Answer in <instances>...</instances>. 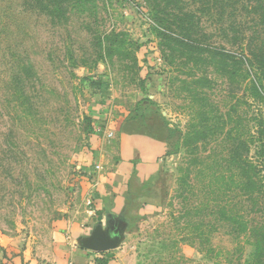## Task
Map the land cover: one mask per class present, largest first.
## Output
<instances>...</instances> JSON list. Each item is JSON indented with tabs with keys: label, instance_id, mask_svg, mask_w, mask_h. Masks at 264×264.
<instances>
[{
	"label": "rangeland",
	"instance_id": "1",
	"mask_svg": "<svg viewBox=\"0 0 264 264\" xmlns=\"http://www.w3.org/2000/svg\"><path fill=\"white\" fill-rule=\"evenodd\" d=\"M188 38L264 54V0H0V264H56L84 167L110 169L125 127L163 153L120 264H264V193L234 161L256 135L245 67Z\"/></svg>",
	"mask_w": 264,
	"mask_h": 264
},
{
	"label": "crops",
	"instance_id": "2",
	"mask_svg": "<svg viewBox=\"0 0 264 264\" xmlns=\"http://www.w3.org/2000/svg\"><path fill=\"white\" fill-rule=\"evenodd\" d=\"M162 153L160 137L125 127L110 169L84 167L77 192L81 208L72 211L60 231L62 249L55 254L56 264H97L94 258L99 256L106 257L107 264H120L117 250L125 233L124 216L130 203L150 201ZM101 245L111 247L97 250Z\"/></svg>",
	"mask_w": 264,
	"mask_h": 264
},
{
	"label": "trees",
	"instance_id": "3",
	"mask_svg": "<svg viewBox=\"0 0 264 264\" xmlns=\"http://www.w3.org/2000/svg\"><path fill=\"white\" fill-rule=\"evenodd\" d=\"M233 4H235V2H233ZM231 7L233 8L232 5ZM234 10L237 11L238 9L234 8ZM254 11H256L255 7ZM224 13L225 11L223 12V14ZM232 38L233 42H237L238 40L241 42V40L243 39L241 32H239L238 34V31H234ZM181 44H184L183 40L181 41ZM186 45L190 51L199 49L201 51L210 52L212 54L211 56L214 59H227L229 61V68L232 65L238 66L240 63L245 67L244 78L246 80V98L248 100V107L250 109L256 108L253 111L254 115H252L251 117L253 125L256 126V135L252 137V142L247 141L242 143L243 150L241 148V153H243V156L239 158H236V156H234V161L239 163L238 167L240 168L242 178H244L245 180L244 187L248 192L247 194L252 196L254 193H264V111L260 110V105H257V107L255 106L256 104H259V101H264V54L251 52V57L245 52L244 45H242L241 47V52L229 51L223 47L224 52L220 53L218 52V49L216 47L211 48L209 45L204 46L205 44H203L202 42L190 38H188V42L186 43ZM257 60L259 63L258 67H256V69L258 70L257 76L250 78V72H252L250 66ZM227 74L229 77L232 76L231 71H228ZM100 87L102 88L101 85ZM252 145L255 146V153L253 158H250L249 154ZM251 189L252 191H250ZM248 226L249 224H244L243 231L249 232L250 229ZM262 244H264V235L262 236ZM256 245L259 253L263 249V245L261 246L260 242H257ZM94 262H96L97 264H107L108 259L104 256H99L94 258Z\"/></svg>",
	"mask_w": 264,
	"mask_h": 264
},
{
	"label": "water",
	"instance_id": "4",
	"mask_svg": "<svg viewBox=\"0 0 264 264\" xmlns=\"http://www.w3.org/2000/svg\"><path fill=\"white\" fill-rule=\"evenodd\" d=\"M86 246H88V243L86 244ZM113 246H115V244H113ZM109 247H111V246L110 245L109 246H107V245H105V246L101 245V247L98 248L97 250L104 251L105 249H108Z\"/></svg>",
	"mask_w": 264,
	"mask_h": 264
},
{
	"label": "built area",
	"instance_id": "5",
	"mask_svg": "<svg viewBox=\"0 0 264 264\" xmlns=\"http://www.w3.org/2000/svg\"><path fill=\"white\" fill-rule=\"evenodd\" d=\"M95 168H96V170H99L100 169V166L99 165H96ZM88 203L91 204V200H89Z\"/></svg>",
	"mask_w": 264,
	"mask_h": 264
}]
</instances>
